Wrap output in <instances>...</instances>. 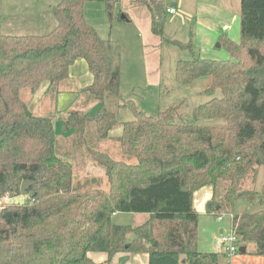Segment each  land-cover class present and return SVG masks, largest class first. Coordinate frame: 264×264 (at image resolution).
Masks as SVG:
<instances>
[{
	"label": "trees",
	"instance_id": "obj_1",
	"mask_svg": "<svg viewBox=\"0 0 264 264\" xmlns=\"http://www.w3.org/2000/svg\"><path fill=\"white\" fill-rule=\"evenodd\" d=\"M93 1L58 2L48 34H0V204L25 198L0 206V264H97L89 253L106 254L105 264L117 254H146L148 264H219V253L196 248L193 194L206 186L213 188L207 212L231 216L237 245L264 258V185L257 192L245 187L264 166V0H240L239 41L218 40L229 60L193 56L175 64L179 86L205 78L203 93H220L193 111L195 122H211L204 125L179 122L178 107L149 116L123 99L121 45L86 21L85 5ZM104 2L111 22L114 1ZM134 2L147 7L152 35L191 51V43L164 38V0ZM79 59L92 77L80 93L99 109L67 112L64 128L75 136L61 146L53 118L32 115L28 99L44 83L59 87ZM116 109L132 116L120 123L119 149L128 162L96 147L119 125ZM82 148L103 170L107 190L75 179L71 152ZM25 180L34 185L21 196ZM240 200L259 210L234 214ZM119 213L146 217L135 226L114 224Z\"/></svg>",
	"mask_w": 264,
	"mask_h": 264
},
{
	"label": "rangeland",
	"instance_id": "obj_2",
	"mask_svg": "<svg viewBox=\"0 0 264 264\" xmlns=\"http://www.w3.org/2000/svg\"><path fill=\"white\" fill-rule=\"evenodd\" d=\"M61 0H0V32H27L29 35H45L51 32L56 21L51 9ZM114 1L113 19L110 22L105 12L104 0L89 2L86 5L85 13L87 22L99 32V35L106 39L111 38L121 43V70H122V97L124 100H132L139 110L146 112L149 116H155L159 111L168 107H178L180 115L178 121L186 124H207L211 122L193 120V111L201 104H205L213 98L219 97V91L211 94L203 93L207 80L197 79L190 85L179 86L175 81V63L179 60H187L194 57H201L217 61H226L230 57L227 52L217 47L218 42H214L212 48L198 46L194 29L196 26L191 23V13L187 17H181L182 13L191 10L197 5L196 0H183L182 6L178 7L177 2L172 3L176 8V14L172 22L167 20L164 29V38L168 41H179L187 43L192 40L194 46L191 51H181L171 42L162 41L152 35L149 31V16L145 8H132L131 0ZM214 7L226 11L227 19L233 20L229 24L228 32L233 40L235 34L239 39V9L240 0H218ZM227 9V10H226ZM213 17H217V12L213 9ZM128 17L123 21L124 15ZM186 14V13H185ZM225 16V14H224ZM185 19V20H184ZM226 19V20H227ZM129 20V21H128ZM188 20V21H187ZM235 20V26H234ZM171 24V25H169ZM183 28V30H181ZM233 33H235L233 35ZM11 35H16L12 33ZM201 47V48H200ZM148 53L153 54L150 59ZM148 71V72H147ZM88 73L86 64L82 59L75 62L70 70V75L59 87L47 89V84L41 85L37 92L28 99V109L34 116L53 118V126L57 141L61 146L68 145L74 139L72 130H65L63 120L67 112L71 110H82L86 113L94 114L99 109V102L89 101L84 93L78 91L83 86L84 74ZM150 77H158L159 83L146 86L145 80ZM61 92L58 94V89ZM66 90V91H63ZM70 90V91H68ZM57 96V97H56ZM56 98V99H55ZM119 125L113 129L107 140L99 141L96 147L110 155L113 159L128 162L127 158L121 155L119 149V136L121 133L120 123L132 120L131 114L127 110L116 109ZM223 124V121H215ZM69 148L73 149L71 143ZM73 157L74 176L78 183L85 180L91 181L92 188L102 190L108 189V183L102 169L95 167L87 157L85 148L74 150ZM264 185V166L258 168L256 177L247 179L245 187L250 191L257 192ZM221 190H218V195ZM24 197L13 199L4 198L0 206L4 204H21ZM209 204V203H208ZM208 209V208H207ZM259 210L257 205H251L245 200L235 203L233 212L240 214L243 212H255ZM222 221L217 219L216 214H202L198 220V234L196 248L199 252H217L221 254L219 264H239L241 254L234 258H229L225 250L219 245L220 230L227 233L230 230L231 219L227 213ZM140 214L119 213L112 217V222L118 225H138ZM146 217V216H144ZM143 219V217L141 218ZM250 261V262H249ZM240 264H259V260H249L246 258Z\"/></svg>",
	"mask_w": 264,
	"mask_h": 264
},
{
	"label": "crops",
	"instance_id": "obj_3",
	"mask_svg": "<svg viewBox=\"0 0 264 264\" xmlns=\"http://www.w3.org/2000/svg\"><path fill=\"white\" fill-rule=\"evenodd\" d=\"M164 1H165V4H166L168 9L173 8L175 10V14H176L177 10H176V8L173 7L174 5L172 6V3L177 2L178 7L179 6L181 7L182 3H183V0H174V1L164 0ZM196 3H197V5L194 6L191 10H186L187 11V12H185L186 14L183 12H180V13H182V15H180L181 17H179V18L182 20L183 16L186 18L188 15L187 13H191V16L188 15V18H190L191 19L190 22L194 23L196 26L193 29H194V32L196 35L195 39L197 40L198 46H202V47H206V48L210 49V48H212L213 43L216 41L218 42L219 38H221V37H226L233 42L239 41V39L237 38V35L235 33H233V35L235 34V36H234L235 39L233 40V38L232 39L230 38L232 36L228 32L229 24L232 25L231 22H233V20H231L232 18L227 19L228 14L226 13V11L220 10L219 8L216 9V7H214V5L216 3H218V0H196ZM86 5H85V8H86ZM130 6L132 8H139L140 7V8H145L147 10L148 16H149V31H150V15H149V11H148L147 7L141 3L134 2V0L130 1ZM85 8H84V17L87 21ZM213 9H215L217 12L216 18L213 17V13H215V12H213ZM175 14H173V15L167 14V20H169V17L174 19L173 17L175 16ZM224 14H225V16H224ZM127 19H128V17L126 15H124V19L122 18L123 21H127ZM172 19H170L169 22H172ZM166 25L167 24H165V26ZM169 25H171V24H169ZM234 26H235V20H234ZM165 28L166 27H164V29ZM181 30H183V28ZM12 33H15L16 35H29V34H26L27 32L26 33L25 32L18 33V32H12V31H10V32H6V31L2 32L1 31L0 32V34H4V35H11ZM97 33L99 35L98 31H97ZM187 43H191L192 46H194L192 40L188 41ZM120 45H121V43H120ZM152 55L153 54L148 53L149 59ZM71 68H70V70H71ZM86 69H87V66H86ZM70 70H69V75H70ZM87 71H88V69H87ZM122 75L123 74H122V70H121V75H120V90L121 91H122L121 84L123 81ZM82 77H85V79L83 81V86H81V88L78 89L79 92L81 91L82 88L89 85L91 83V80H92V77H91L89 72L84 74V76H82ZM145 83H146V86L149 88L150 85L155 84V83H159V78L148 76L145 80ZM61 91H62L61 88H59L58 94ZM63 91H66V90H63ZM68 91H70V90H68ZM212 197H213V188L211 186L203 187V188L199 189L198 191L194 192V194H193V208L198 214V220H199V216L202 214H211V213L207 212V206H208V203L211 201ZM114 216L116 217L117 214ZM140 216H142L143 219H141L142 217H140L139 218L140 221L137 222V224L142 222L145 218L143 215H140ZM221 232H222V230H220V234H221ZM219 239H220V237H219ZM218 243L220 246H222L220 244V240H218ZM235 256H233L231 258H234ZM88 257L92 260V262L97 263V264H105V262L107 261V255L104 253H89ZM123 257H127V259L124 262H122ZM239 258L240 259L238 261L236 259H234V262L236 261V263L238 262L240 264L246 258H248L249 260L250 259L251 260H259V264H264V258H261V257H253V256H249L246 254H243V255L241 254V256ZM109 264H148V256L146 254L133 255V256H128L125 254H117L111 259Z\"/></svg>",
	"mask_w": 264,
	"mask_h": 264
},
{
	"label": "built area",
	"instance_id": "obj_4",
	"mask_svg": "<svg viewBox=\"0 0 264 264\" xmlns=\"http://www.w3.org/2000/svg\"><path fill=\"white\" fill-rule=\"evenodd\" d=\"M167 13L169 15H173L175 14V10L173 8H169L167 9ZM216 215L219 221H222L223 217L225 216L224 214H216ZM229 217L231 219V216ZM219 240H220V244L225 250V255H227L229 258L238 254V249H239V246L237 245L238 239L233 234L231 230V225H230V230L227 233H224V231L221 232Z\"/></svg>",
	"mask_w": 264,
	"mask_h": 264
},
{
	"label": "water",
	"instance_id": "obj_5",
	"mask_svg": "<svg viewBox=\"0 0 264 264\" xmlns=\"http://www.w3.org/2000/svg\"><path fill=\"white\" fill-rule=\"evenodd\" d=\"M170 1H174V0H170ZM122 18L124 19V16ZM217 47H219V45ZM32 185H34V182H32V181H29V180L23 181L21 186H20V194H21V196H26L27 190ZM209 207H210V205L207 206V208H209ZM238 253L242 254V255L245 254V248L244 247H239Z\"/></svg>",
	"mask_w": 264,
	"mask_h": 264
}]
</instances>
